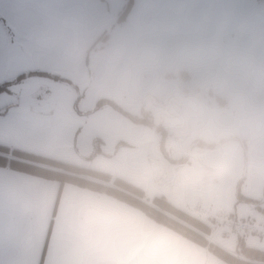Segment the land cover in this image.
I'll list each match as a JSON object with an SVG mask.
<instances>
[{
  "label": "crops",
  "instance_id": "crops-1",
  "mask_svg": "<svg viewBox=\"0 0 264 264\" xmlns=\"http://www.w3.org/2000/svg\"><path fill=\"white\" fill-rule=\"evenodd\" d=\"M124 1L0 0V84L32 70L51 72L81 92L79 110L105 97L135 114L146 73L176 79L183 70L189 77L178 79L188 90L211 94L180 101L186 115L180 127L190 140L186 153L151 154L119 137L104 151L94 133L86 144L77 137L88 117L111 107L81 115L74 92L43 76L0 92V144L118 176L190 214L204 207L209 241L239 236L214 215L221 209L230 217L264 220V206L236 198L239 180L244 198L264 197V0H132L106 44L90 50ZM113 111L118 114L102 118L115 127L143 125ZM223 138L213 147H191L194 140ZM208 150L214 159L206 157ZM242 239L264 249L258 234ZM212 257L205 246L102 191L0 167V264H210Z\"/></svg>",
  "mask_w": 264,
  "mask_h": 264
},
{
  "label": "trees",
  "instance_id": "trees-1",
  "mask_svg": "<svg viewBox=\"0 0 264 264\" xmlns=\"http://www.w3.org/2000/svg\"><path fill=\"white\" fill-rule=\"evenodd\" d=\"M131 3L132 0L124 1L123 6L115 16L112 24L109 26V28L103 30L100 33V35L91 45L90 50L95 51L102 48L106 44L111 30L124 20ZM28 76L48 77L67 85L74 92V108L79 114L87 115L105 105H108L112 109L127 117L131 122L143 124L154 129L160 135L159 144L163 145L164 139L167 135L166 131L162 127L161 122H155L152 114L145 109L144 98L141 101L139 112L135 114L125 111L115 101L105 97L98 98L95 104L89 110L81 111L76 105V103L82 97V94L78 88L71 81L58 74L40 70H32L19 74L15 78L1 83L0 92L7 90L9 85L18 83L20 80ZM175 76L180 79L189 77L188 74L183 70L175 74ZM197 89L200 90V88H195L193 91ZM220 103H225V100H220ZM226 139L227 138H223L215 142L194 140L191 143V146L199 145L202 147H213L219 145ZM241 145L245 150V144L242 140ZM160 150L164 156H167L165 149L160 148ZM96 152V149L93 150L87 156V158H91ZM184 159L185 156H181L178 158V161H184ZM0 167L47 179H53L62 184L70 183L95 192L102 191L106 195H109L140 210L147 217L158 224H161L177 232L194 243L205 246L211 254L227 264H264V249L245 245L242 239L243 235H239L236 238V245L239 249L234 252L227 251L207 239V235L210 234L212 229L210 225L199 220L192 214L174 206L163 195L148 196L144 190L118 176H112L107 172L95 170L90 167L78 166L62 160L52 159L3 144H0ZM239 183L240 180L236 183L237 201L251 203L256 207H260L261 203H264V197L259 199L244 198L238 191ZM260 211H264V207H262Z\"/></svg>",
  "mask_w": 264,
  "mask_h": 264
},
{
  "label": "rangeland",
  "instance_id": "rangeland-1",
  "mask_svg": "<svg viewBox=\"0 0 264 264\" xmlns=\"http://www.w3.org/2000/svg\"><path fill=\"white\" fill-rule=\"evenodd\" d=\"M146 77H149V79L143 97L144 107L152 114L154 121H160L162 127L165 129L167 135L164 139L163 145H160L158 142V139H160L159 133L155 132L150 127L140 125L134 127V129H125L119 125H116L115 127L114 124L108 120L105 121L102 117H108L109 114H118L111 108H108L107 111L95 113L94 116L96 117H93L92 119L91 117H88V123L84 128L83 135L81 134L77 138H85L84 142L90 145L91 135H89V133L97 134V136H100V139L103 141L102 144L99 143V147L104 151H110L113 147L115 137H119L128 143L141 144L147 148L151 154L159 153L160 148L165 149V153L171 157L186 153V150L190 147V140L188 138L185 140L186 135L182 132L183 130L180 127L186 120V115L180 113L182 102L185 98L208 100L211 96L210 91L207 89H197L195 91H193V89L188 90L190 85L178 78L156 77L153 74L150 75L148 73H146ZM180 101L182 102L180 103ZM182 137H184V141L180 142L179 140ZM194 157L203 159L204 155L195 154ZM206 157L214 159L216 156L215 153H209L208 150ZM155 176L158 177V175ZM196 178L199 182L203 181L201 176H196ZM226 182L227 181L224 178L221 183L224 190L227 189ZM261 206H264V203H261ZM255 236V238H258L257 235ZM236 238V234L233 233L230 234L228 238L224 236H215L210 242L217 244L227 251L234 252L239 249L236 245ZM254 245L259 247L258 244ZM212 258L214 262L210 264H227L215 256Z\"/></svg>",
  "mask_w": 264,
  "mask_h": 264
},
{
  "label": "built area",
  "instance_id": "built-area-1",
  "mask_svg": "<svg viewBox=\"0 0 264 264\" xmlns=\"http://www.w3.org/2000/svg\"><path fill=\"white\" fill-rule=\"evenodd\" d=\"M191 214L200 220H204L209 216V211L204 207H193L191 209ZM219 226L226 229H235L240 235L255 233L261 237H264V220L262 222L252 221L247 218H234L227 215L224 210H217L214 215Z\"/></svg>",
  "mask_w": 264,
  "mask_h": 264
}]
</instances>
